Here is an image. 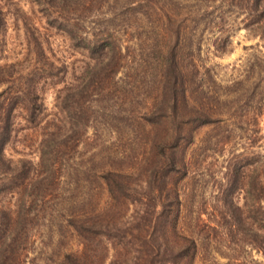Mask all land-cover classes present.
<instances>
[{
    "label": "trees",
    "instance_id": "obj_1",
    "mask_svg": "<svg viewBox=\"0 0 264 264\" xmlns=\"http://www.w3.org/2000/svg\"><path fill=\"white\" fill-rule=\"evenodd\" d=\"M30 1L38 7L47 26L63 33L73 47L85 52L89 81L84 88L78 85L80 78H76L77 84L69 82L54 88L55 111L47 112L40 97L41 86L46 82L52 87L63 84L66 66L50 62L39 68L34 59L27 66H21L17 60L9 61L4 54L6 20L0 5V258L7 264L22 250L12 248L28 237L27 212L53 211L59 206L66 208L69 217L63 220L80 237L77 249L66 254L65 263L101 264L96 261L90 243H109L106 240L116 236H110V231L119 222L108 215L118 212L121 206L133 205L137 214L131 217L129 226L136 233L126 230L121 245L135 253L117 259L115 264H193L198 243L194 236L177 227L180 200L175 182L181 175L179 168L184 169L185 165L179 154L183 145L192 142L195 133L191 125H204L210 114L206 104L200 98L195 101L193 96L209 98V91L196 78L199 64L193 59L195 55L188 61L196 78L190 86L182 61L175 56L174 82L168 93L162 91L150 100L140 99L149 111L139 115L110 114L101 101L112 94L110 85H114L116 72L126 58L118 37L131 30H159L161 18L170 23L177 47L182 35L206 31L222 34L229 15L233 16L230 21L243 17L248 29L255 26L264 30V0ZM30 23H23L27 43L40 49L37 37L28 33ZM31 25L36 30L33 21ZM165 26L164 23L162 28ZM221 48L215 45L216 50ZM244 81L239 82L240 98L224 97L223 109L216 113L221 116L218 120L258 124L264 84L259 81L251 87L246 86L248 79ZM62 93L71 100L69 108L62 104ZM100 119L116 121L115 126L105 129L115 131L118 138L126 137L134 147L131 153L119 157L123 153L109 151L105 144L108 140L97 134ZM90 128L92 132L88 134ZM17 132L34 137L36 161L5 155V146ZM82 145L91 150L78 152ZM127 158L140 165L139 174L138 165H118ZM97 164L98 169H94ZM262 164L259 161L251 183L254 215L249 244L264 256Z\"/></svg>",
    "mask_w": 264,
    "mask_h": 264
},
{
    "label": "rangeland",
    "instance_id": "obj_2",
    "mask_svg": "<svg viewBox=\"0 0 264 264\" xmlns=\"http://www.w3.org/2000/svg\"><path fill=\"white\" fill-rule=\"evenodd\" d=\"M0 5L6 20L4 54L9 61L17 60L21 66H27L34 59L39 68L50 62L54 66H66L63 84L52 87L46 82L41 86L40 97L46 111H55L54 88L66 86L69 82L77 84L76 78H80L79 87L87 86L89 75L85 69L89 60L85 52L73 47L63 33L47 26L38 7L30 0H0ZM231 18L232 15L227 17L229 23L222 34L206 31L194 36L182 35L180 47H177L176 37L165 18L160 19L159 30H131L129 34L119 36L126 58L123 67L116 72L114 85H110L112 94L105 95L107 97L101 101L112 115L146 113L149 107L140 99L149 97L150 100L162 91L168 93L174 82L175 56L182 61L189 86L198 78L209 91V98L198 94L193 96L195 101L200 98V102L206 104L210 114L204 125H191L195 133L192 142L183 145L179 154L181 163L185 165L184 169L179 168L181 175L175 182L180 200L177 227L194 236L198 243V254L193 264H264V256L249 244L254 215L251 183L259 161L263 163L264 180V102L257 125L236 119L232 123L221 121L218 120L221 119L220 114H216L223 109L225 96L229 100L240 98V81L245 83L244 79H248L246 86L251 87L259 81L264 84V30L255 26L248 29L241 16L234 21H230ZM32 21L37 31L32 27ZM24 22H31L28 33L37 37L40 49L27 43ZM164 23L167 26L162 28ZM215 45H221V51L216 50ZM191 55H195L193 59L199 64L196 78L188 66ZM260 77L263 79L259 80ZM64 94L61 95L62 104L68 107L71 100ZM109 125L115 126L116 121L100 119L97 134L100 139L108 140L105 144L110 152L123 153L119 157H125L132 152L133 145L126 137L118 138L115 131L105 129ZM90 132L91 128L88 134ZM33 139L27 132H17L5 146V155L12 159L36 161ZM87 149L90 148L82 145L77 151ZM99 165H93V168L98 169ZM118 165H138L139 174L140 165L131 158ZM245 190L248 192L246 196ZM54 208L53 211L27 212L28 237L23 242H16L12 249L21 247L22 250L15 260L6 259L7 264H15V261L18 264H66V254L77 249L80 237L70 223L63 220L69 217L66 208ZM118 209V212L108 215L119 222L116 229L110 231V236H116L108 238L105 243H109H104L105 246L90 243L96 261L101 264H115L117 259L135 253H129L121 241L126 230L136 233L129 226L131 217L137 214L136 207L121 206ZM3 263L0 258V264Z\"/></svg>",
    "mask_w": 264,
    "mask_h": 264
}]
</instances>
